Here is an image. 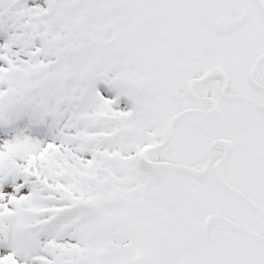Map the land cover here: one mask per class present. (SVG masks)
I'll use <instances>...</instances> for the list:
<instances>
[{
    "label": "snow or ice",
    "instance_id": "1",
    "mask_svg": "<svg viewBox=\"0 0 264 264\" xmlns=\"http://www.w3.org/2000/svg\"><path fill=\"white\" fill-rule=\"evenodd\" d=\"M0 264H264V0H0Z\"/></svg>",
    "mask_w": 264,
    "mask_h": 264
}]
</instances>
